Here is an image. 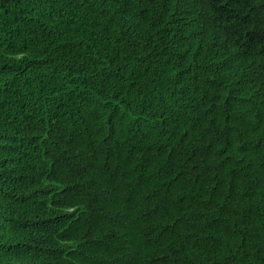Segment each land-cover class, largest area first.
<instances>
[{
	"label": "trees",
	"instance_id": "1",
	"mask_svg": "<svg viewBox=\"0 0 264 264\" xmlns=\"http://www.w3.org/2000/svg\"><path fill=\"white\" fill-rule=\"evenodd\" d=\"M0 264H264V0H0Z\"/></svg>",
	"mask_w": 264,
	"mask_h": 264
}]
</instances>
